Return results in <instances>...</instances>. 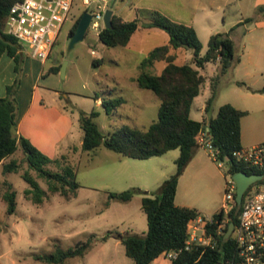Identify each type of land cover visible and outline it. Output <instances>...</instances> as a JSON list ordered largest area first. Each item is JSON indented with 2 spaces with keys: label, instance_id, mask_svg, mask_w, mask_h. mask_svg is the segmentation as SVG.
<instances>
[{
  "label": "rangeland",
  "instance_id": "rangeland-1",
  "mask_svg": "<svg viewBox=\"0 0 264 264\" xmlns=\"http://www.w3.org/2000/svg\"><path fill=\"white\" fill-rule=\"evenodd\" d=\"M111 3L116 12L122 11L124 19H138L144 25L126 46H107L90 27L85 39L69 49V30L75 19L85 10L95 8L92 5L88 10L81 0H76L61 40L45 62L31 57L28 47L23 50L18 66L6 54L0 58V97L15 99L18 121L25 115L23 123L17 126V135L25 136L22 130L32 127L37 140L43 131L60 129L58 134L65 135L57 140L56 146L46 152L41 150L50 157L66 155L80 184L76 195L67 199L59 192H50L46 180L29 169L21 148L8 158L7 162L18 160L20 170L4 173L0 167V264H59L36 260L35 255L74 248L92 234L100 238L108 231L140 236L147 233L148 219L142 209V197L146 193H136L131 201L121 202L109 199V192L140 188L139 182H143L148 195L159 194L164 182L159 181L160 177L163 172L169 174L168 178L176 172L180 150L139 159L101 145L96 155L89 156L81 148L84 132L79 118L82 111H99L95 121L106 137L125 125L147 130L157 120L159 97L141 88L135 80L140 62L168 40L166 31L146 26L155 12L175 22L194 24L203 44L202 55L206 54L213 34L229 32L238 61L221 79L209 114L205 106L212 94L211 79L217 74L218 65L209 62L198 68L191 49L175 51L177 63L197 67L206 79L193 101L191 117L202 121L216 116L222 105L232 104L248 111L241 122L243 144L251 147L264 142V93L254 92L264 87V26L259 22V7L264 5V0H111ZM95 60L99 64H94ZM65 63L63 75L61 69ZM165 64L157 61L150 71L160 74ZM56 67L60 70H54ZM117 98H123L124 103L108 114L102 101ZM76 147L81 149L80 155L74 151ZM213 154L209 148L197 145L194 157L179 179L175 200L178 206L195 208L207 217L221 210L229 179L227 166L220 168ZM48 168L59 169L56 164ZM26 170L47 191L42 204L25 196V190L30 187L22 177ZM4 181L11 183L17 193L13 214L7 213V202L2 196ZM62 264H134V261L126 254L123 242L112 236L105 242L95 241L84 255L68 258ZM151 264H171V261L161 255Z\"/></svg>",
  "mask_w": 264,
  "mask_h": 264
},
{
  "label": "trees",
  "instance_id": "trees-1",
  "mask_svg": "<svg viewBox=\"0 0 264 264\" xmlns=\"http://www.w3.org/2000/svg\"><path fill=\"white\" fill-rule=\"evenodd\" d=\"M19 0H0V58L7 54L12 57L16 65L21 62L24 54L22 45L11 34L4 30V23L10 13L11 7ZM110 7L113 4L110 2ZM260 15H264V5L259 7ZM81 15L71 26L69 34L76 31ZM251 20V19H247ZM111 28L103 27L99 33L100 40L107 46H126L132 36L144 25L138 19L125 21L117 14H113ZM147 27L160 28L167 32L169 42L151 50L139 64L140 72L135 78L141 88L153 91L160 99L157 120L153 121L147 130L130 126H122L109 136L100 130L95 118L100 112L93 110L90 113H80V127L84 132L82 149L94 153L101 145L118 152L124 156L148 159L161 156L170 150L179 149L180 155L176 159V172L165 179L160 187L159 194L152 196L140 188H131L122 192H109V199L129 202L136 193H144L142 209L147 215L148 231L145 235L122 234L108 231L106 235L97 238L96 234L90 235L86 241H80L74 248L60 249L49 254L35 255L38 260L50 263H64L68 258L82 256L92 247L95 241L105 242L114 236L125 245L126 254L131 257L134 264H151L159 258L164 251L184 247L188 237V223L200 215V212L191 207L178 206L175 202L179 179L186 166L194 157L195 148L201 131L209 132L214 147L218 150L220 159L229 163V173L247 172L248 174L261 172L251 169L237 162L233 153L242 145V118L248 111L241 110L232 104L222 105L216 116L204 118L202 121L191 117V108L194 99L200 94L201 86L206 81L198 68H203L209 62L219 61L217 74L211 79L212 94L205 106L206 114L212 109L214 100L218 95V85L224 75L236 63L234 42L229 32H218L209 39V47L205 55L201 54L203 44L197 30L191 24L172 21L168 17L155 12L152 21ZM187 48L193 51V62L198 67L189 63L176 62V50ZM164 61L165 67L160 74L153 73L150 68L157 62ZM94 64H99L95 60ZM54 70L59 71L60 67ZM256 92L264 93V87ZM100 97L97 96V99ZM124 103L123 98L104 99L108 114ZM17 104L14 98L0 97V163L10 158L21 148L25 154L29 169L38 172L44 178L50 192H59L67 199L76 195L80 187L74 167L68 163V157L52 158L35 146L25 136H18ZM50 164L58 165V170L48 168ZM20 170V163L16 159L3 163V172L9 173ZM22 177L30 185L25 190V196L36 204H42L47 196V191L41 187L38 179L30 170L22 173ZM5 190L2 194L7 202V213L13 214L17 208V193L8 181H4ZM241 206L235 204L228 213L231 222L237 224ZM220 219L223 214L218 211L213 215ZM216 225L210 226L214 230ZM97 238V239H96ZM221 247L205 251L193 249L182 252L171 264H220L226 256L228 247L233 245L229 239L220 238Z\"/></svg>",
  "mask_w": 264,
  "mask_h": 264
},
{
  "label": "built area",
  "instance_id": "built-area-1",
  "mask_svg": "<svg viewBox=\"0 0 264 264\" xmlns=\"http://www.w3.org/2000/svg\"><path fill=\"white\" fill-rule=\"evenodd\" d=\"M76 0H19L10 10L4 23V30L13 35L22 45V51L28 47L29 55L35 59L47 60L68 22ZM111 0H81V3L93 15L90 27L99 35L104 24V15ZM78 18V17H77ZM76 18V19H77ZM75 19V21H76ZM74 21V23H75ZM89 27V28H90ZM70 31V30H69ZM198 144L213 151L218 166L228 168L229 163L220 159L208 131H201ZM234 159L251 169L261 172L262 178L249 185L242 199L241 212L237 224L226 238L231 222L228 216L236 201L237 184L232 173L226 184L224 202L221 208L223 216L216 219L201 214L188 223V237L182 248L164 251L161 255L173 261L184 251L199 249H217L221 247L220 238L231 239L226 256L220 264H264V142L251 147H242L233 153ZM216 225L214 230L210 226Z\"/></svg>",
  "mask_w": 264,
  "mask_h": 264
},
{
  "label": "water",
  "instance_id": "water-1",
  "mask_svg": "<svg viewBox=\"0 0 264 264\" xmlns=\"http://www.w3.org/2000/svg\"><path fill=\"white\" fill-rule=\"evenodd\" d=\"M114 14L113 8H109L106 10L104 15V24L105 27L111 28L113 26L112 24V17ZM92 14L85 10L80 17V20L78 22L76 31L74 34L70 37L69 41V49H72L78 42L83 41L85 39V36L87 34V31L90 27V23L92 20ZM66 69V63L63 65L61 71L64 75ZM262 174L253 173L248 174L247 172H238L233 175V178L237 184V194H236V201L238 205L242 203L243 195L250 184L253 182L260 180L262 178ZM234 228V223H230L228 233L225 236L226 238L230 235Z\"/></svg>",
  "mask_w": 264,
  "mask_h": 264
},
{
  "label": "crops",
  "instance_id": "crops-1",
  "mask_svg": "<svg viewBox=\"0 0 264 264\" xmlns=\"http://www.w3.org/2000/svg\"><path fill=\"white\" fill-rule=\"evenodd\" d=\"M114 10V9H113ZM121 10H119L118 12H116L115 10H114V14H117L118 16H120L123 20H125V21H128V20H126V19H124L122 16H121ZM152 21V20H151ZM150 21V22H151ZM149 22V23H150ZM260 24H262L263 26H264V15H261L260 16ZM193 26H194V24H193ZM195 27V26H194ZM133 37V36H132ZM132 39V38H131ZM169 42V36H168V40H167V42H166V44ZM5 55V54H4ZM7 55V54H6ZM9 56V55H8ZM10 57V56H9ZM41 61H43V60H41ZM46 60H44L43 62H45ZM217 65H219V61H216L215 62ZM258 89H260V88H257V89H255L254 90V92H256ZM259 93V92H258ZM209 99V98H208ZM100 101V100H99ZM25 116V115H24ZM24 116L21 118V120L20 121H18V127L20 126V124L21 123H23L22 121L24 120ZM33 119V118H32ZM35 119H33V121H34ZM58 131H60V129H55V128H53L52 129V131H43V132H41V135H40V137L39 138H37V140H36V138L34 137V132H33V128L32 127H28V128H26V130H22V133L23 134H25V137H29L28 139H30L38 148H40V149H42V150H44L45 152L47 151L46 149H48V148H51V147H55L56 146V142H57V140L61 137V136H63V135H65L64 133L63 134H58ZM42 136V137H41ZM244 138H245V135H244V133H243V128H242V145H243V147H246L244 144H243V142H244ZM62 139V138H61ZM82 143H83V141H82ZM81 148H82V145H81ZM81 149L79 148V147H76L75 148V152H76V154H78V155H80L81 154V151H80ZM83 150V149H82ZM83 152H86V151H84L83 150ZM96 153H97V151L96 152H94V153H87L89 156H92V155H96ZM53 155H55V154H53ZM180 155V154H179ZM52 158H56L55 156L54 157H52ZM149 159H151V158H149ZM7 160V159H6ZM6 160H4V162L3 163H6L7 161ZM3 163H0V167L2 166L3 167ZM162 177H160V180H159V177L158 178H156V182H158L157 180H159V181H164L166 178H168L167 177V175H169V174H166V172H163L162 173ZM139 187L141 188V189H143V191H144V189H146L147 188V186H146V184L145 183H143V182H139ZM160 187V186H159ZM149 193V191L148 192H146V194H148ZM143 198V197H142ZM36 260H38V259H36Z\"/></svg>",
  "mask_w": 264,
  "mask_h": 264
}]
</instances>
